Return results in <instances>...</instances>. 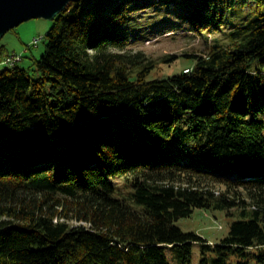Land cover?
Returning a JSON list of instances; mask_svg holds the SVG:
<instances>
[{"label":"trees","instance_id":"trees-1","mask_svg":"<svg viewBox=\"0 0 264 264\" xmlns=\"http://www.w3.org/2000/svg\"><path fill=\"white\" fill-rule=\"evenodd\" d=\"M172 18L216 36L151 77L133 47ZM48 37L0 68V264H264V0H80Z\"/></svg>","mask_w":264,"mask_h":264},{"label":"rangeland","instance_id":"rangeland-1","mask_svg":"<svg viewBox=\"0 0 264 264\" xmlns=\"http://www.w3.org/2000/svg\"><path fill=\"white\" fill-rule=\"evenodd\" d=\"M131 13L136 19H145L155 11L150 10L147 14L142 10H134ZM53 25V20L33 18L11 29L0 41V61L8 54L22 55L23 59L18 65L26 68L32 77L37 76L34 62L45 53L49 43L48 33ZM171 26L156 28L149 32L147 37L142 38L138 46L133 47L132 52H144L146 63L153 64L151 77L162 78L188 71L194 65V60L188 54H207L216 36L214 33L192 32L188 23L179 22L176 18L171 19ZM36 38L39 39L38 42ZM234 218L233 215L228 216L226 211L196 208L191 216L180 218L176 224L185 231H194L215 243L228 234L231 220ZM199 260L200 247L196 245L193 264H198Z\"/></svg>","mask_w":264,"mask_h":264},{"label":"water","instance_id":"water-1","mask_svg":"<svg viewBox=\"0 0 264 264\" xmlns=\"http://www.w3.org/2000/svg\"><path fill=\"white\" fill-rule=\"evenodd\" d=\"M80 0H0V41L7 32L33 18L55 20L71 2Z\"/></svg>","mask_w":264,"mask_h":264},{"label":"built area","instance_id":"built-area-1","mask_svg":"<svg viewBox=\"0 0 264 264\" xmlns=\"http://www.w3.org/2000/svg\"><path fill=\"white\" fill-rule=\"evenodd\" d=\"M38 38H36V42H38ZM23 59L22 55H18V54H13V55H8L5 58L1 59L0 61V65H9L12 62H19Z\"/></svg>","mask_w":264,"mask_h":264},{"label":"bare ground","instance_id":"bare-ground-1","mask_svg":"<svg viewBox=\"0 0 264 264\" xmlns=\"http://www.w3.org/2000/svg\"><path fill=\"white\" fill-rule=\"evenodd\" d=\"M16 63H18V62H12V63H10V66H12V65H14ZM3 66H9V65H0V68H2Z\"/></svg>","mask_w":264,"mask_h":264}]
</instances>
